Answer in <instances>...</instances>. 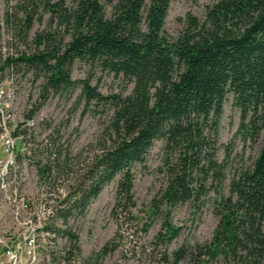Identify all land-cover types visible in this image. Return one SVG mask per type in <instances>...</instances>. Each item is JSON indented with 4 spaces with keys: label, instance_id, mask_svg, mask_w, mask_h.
Wrapping results in <instances>:
<instances>
[{
    "label": "trees",
    "instance_id": "trees-1",
    "mask_svg": "<svg viewBox=\"0 0 264 264\" xmlns=\"http://www.w3.org/2000/svg\"><path fill=\"white\" fill-rule=\"evenodd\" d=\"M108 3L110 14L100 0H19L5 17L25 39L36 22L45 24L35 31L30 51L6 59L0 55L1 73L9 69L44 78L43 99L26 119L34 118L51 92H72L78 86L89 104L111 111L103 145L89 168L66 194L50 196L61 207L47 229L69 242L62 257L72 263L80 252L69 219L84 216L117 176L116 208L136 206L133 167L145 161L156 140H163L166 186L152 204V213L162 217L155 244L168 246L180 235L182 226L171 217L175 207L196 203L211 190L218 194L219 220L210 241L183 244L171 253L165 249L154 263L180 264L189 258L193 264H210L222 258L223 264H264V0H215L203 20L188 14L177 37L165 30L171 0ZM77 61L122 76L132 90L104 94L91 85V77L73 78ZM230 96L240 111L238 134L259 149L251 166L229 178L225 192L226 165L218 158L217 128ZM31 153L43 154V149L37 144ZM60 154L51 151L45 164L36 162L45 182L56 181ZM56 218L64 228L55 224ZM149 226L146 222L143 230ZM110 243L97 256L117 248Z\"/></svg>",
    "mask_w": 264,
    "mask_h": 264
},
{
    "label": "rangeland",
    "instance_id": "rangeland-1",
    "mask_svg": "<svg viewBox=\"0 0 264 264\" xmlns=\"http://www.w3.org/2000/svg\"><path fill=\"white\" fill-rule=\"evenodd\" d=\"M100 1L105 4L110 14L112 5L108 0ZM214 1L171 0L165 24L166 32L171 37H177L185 27L188 14L196 15L203 20L208 5ZM18 2L19 0H0V55L2 56L20 50L30 51L34 47L32 40L35 31L45 27L44 23L36 22L28 38H23L17 32L15 24H12V21L7 22L5 18L6 12L14 11L13 8ZM4 74L12 79V87L17 92L16 118L19 121L36 102L43 99L44 78L35 79L32 72L17 74L9 69H6ZM72 76L75 79L91 77V85H98L99 90L104 94L121 91L128 93L133 87V84L128 83L122 76H114L99 69L92 70L81 61L75 63ZM110 116L111 111L107 107L87 102L81 86L76 87L72 92H51L34 116L35 125L29 140L31 148H35L38 144L40 149H43V154L34 153L32 156L31 153L34 160L29 165L28 171L32 174V181L29 182L28 189L35 193L43 188L51 195H64L69 191L68 187H74L75 182L89 168L92 156L103 145L104 130ZM239 123L240 111L234 106L230 96L224 105V112L217 128L218 158L220 161H225L226 165L227 179L221 186L225 192H228L229 178L242 168L251 166L259 149L258 144L241 139L237 132ZM49 141L53 142V147L47 149ZM51 151L61 152L58 156L59 174L54 173L56 181L52 183L40 178L36 166L39 160L41 164H45L51 158H48ZM67 152L69 162L68 165H64ZM165 156L164 141L156 140L145 161L134 165L133 192L136 206L132 209L122 211L116 208L120 178L117 176L104 186L97 198L90 202L84 216L69 219L68 226L79 236L80 252L75 263L65 264H155L154 259L160 258L159 254L165 249L171 253L183 244L191 246L211 240L219 220L215 212L218 194L213 190L201 195L196 203L186 202L175 207L171 217L174 224L182 226L180 235L168 246L155 244V236L161 227L162 217L152 213V204L154 198H158L166 186ZM210 182L217 185L216 181L209 180L207 183ZM207 186L209 187L210 184ZM54 222L62 228L65 227L59 218ZM146 222H149L150 226L145 232L143 227ZM108 242H111V246L117 244V248L104 256H97ZM68 245L67 237L58 235L53 251L54 256H57L54 264H63V260L58 256L66 252ZM180 264H193V262L188 258ZM210 264H223L222 258Z\"/></svg>",
    "mask_w": 264,
    "mask_h": 264
},
{
    "label": "built area",
    "instance_id": "built-area-1",
    "mask_svg": "<svg viewBox=\"0 0 264 264\" xmlns=\"http://www.w3.org/2000/svg\"><path fill=\"white\" fill-rule=\"evenodd\" d=\"M16 100L12 79L0 72V264H54L58 235L47 226L61 205L46 189H28L35 119L18 121Z\"/></svg>",
    "mask_w": 264,
    "mask_h": 264
}]
</instances>
